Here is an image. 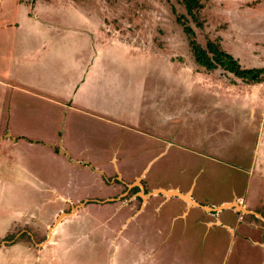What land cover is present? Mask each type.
Returning a JSON list of instances; mask_svg holds the SVG:
<instances>
[{"label": "rangeland", "instance_id": "obj_1", "mask_svg": "<svg viewBox=\"0 0 264 264\" xmlns=\"http://www.w3.org/2000/svg\"><path fill=\"white\" fill-rule=\"evenodd\" d=\"M27 1L31 3L32 0ZM43 1L46 2L40 5L42 13L45 12L43 21L49 23L47 26L59 27L53 45L56 54L46 56L50 59L49 66L35 47L31 33L20 27L11 26V39L16 47L24 40L26 48H16L14 54L9 53L4 58L17 64H22L20 60L36 62L38 68L29 69L31 73L43 71L44 76L48 70L49 80L36 87L40 90L33 84L27 88L34 90L31 92L57 96L60 91L50 89L51 79L68 76L63 72L66 68L70 75H75L77 82L82 81L85 73L83 68L80 70V63L90 53V42L69 26H92L97 34L106 37L113 49L102 53L97 70L93 68L88 72L84 87L78 89L75 105L99 110L100 114L119 122L129 118L135 122L132 113L152 120L154 114L167 107L172 109L173 115L184 109V115L178 118L181 127L173 130L177 135L168 155L174 161L171 173L155 176V180L166 184L176 179L185 186L192 183L193 196L202 204L215 205L243 198L245 209L252 213L241 211L242 219L259 225L264 231V114L261 113L264 72L260 81L250 83L221 66L206 70L196 62L187 35L176 21V16L182 15L202 47H206L207 40H212L237 58L242 67L264 68V0H200L203 7L193 10L194 14H189L179 0ZM8 5L6 0L0 3V26L10 19L4 12ZM22 21V18L16 20V26H21ZM64 37L69 38L68 42ZM115 41L119 44H114ZM21 51H31L32 55L18 54ZM54 67H62L59 74L53 73ZM257 90L260 93L253 95L252 91ZM21 96L26 99L29 111L10 115L11 133L16 131L15 117L21 116L17 128L27 136L17 144L10 141L0 153V230L6 231L7 239L20 228L18 223L23 211H31L38 204L45 205L41 204L43 197L48 199L50 194L52 199L58 196L63 199L84 188L80 183L85 180L80 178L84 174H76L77 170L63 156L42 155L49 151V146H42L40 141L51 143L55 138L44 137L39 129L50 126L54 131L60 126L64 133L70 131L73 140L66 142V134L63 147L69 149L73 157H80L75 154L77 149L83 150L84 144L89 150L93 149L94 139L101 141L109 127L107 122L96 117L81 116L64 108H60L62 112L57 122L50 120V124L43 116L54 109L50 100L42 101L32 94ZM34 102L40 107L37 112H33L38 109ZM36 139L39 141H32ZM177 144L183 145L184 151L176 149ZM175 157H179L178 162ZM170 158L166 160L171 161ZM181 164L187 173H176ZM85 206L91 214L86 228L93 230L89 235L81 233L74 237L73 254L68 256V264H110L113 245L108 241L109 232L103 224L107 219H111L112 224L117 223L122 214L111 217L113 207L109 211L100 210L92 202ZM198 213L204 220L199 227L202 238L197 251L187 250L181 257L169 253L150 264H264V251L259 246H251L244 240L242 243L241 238H230L228 229L217 223L220 220L230 224L232 210L223 209L207 215L199 208ZM206 219L213 224L206 225ZM76 228L82 232V225ZM214 242V249H210ZM26 243L36 248L39 240ZM122 253L119 251V264H125ZM1 255L0 264H9Z\"/></svg>", "mask_w": 264, "mask_h": 264}, {"label": "crops", "instance_id": "obj_2", "mask_svg": "<svg viewBox=\"0 0 264 264\" xmlns=\"http://www.w3.org/2000/svg\"><path fill=\"white\" fill-rule=\"evenodd\" d=\"M6 1L9 5L4 11L5 17L10 19H7L0 26V153L10 141L17 144L27 136L21 128H17L21 116L15 117L14 128L16 131L14 134L11 133L10 115H21L29 111L27 101L22 98L21 94H32L42 101L50 100L54 109L48 115H43L47 117V122L50 120L57 122V117L59 118L62 112L60 108H64L81 116L96 117L97 120L107 122L109 127L108 133L105 137H101V141L94 139L91 144L95 143L93 149L89 150L87 144L83 145V150L82 148L77 149L78 152L75 154L80 157H73L71 151L63 147L66 134V142L70 143L73 140L70 131L64 133V128L61 130L60 126L56 127L54 131L50 126H47L46 129H39V133L44 132V137L55 138V142L51 143L40 141L42 146H49V151L42 152V155L55 153L57 156L58 154L63 156L62 158L72 164L74 170H77L75 171L76 174H84L80 176V178L85 179L83 180L84 183L83 181L80 182L84 188L80 193H72V196H66L63 199L58 196L54 200L55 198L52 199L50 194L48 199H46L47 196L43 197L41 204H45L44 206L38 204L31 211L22 212L21 222L18 223L20 228L15 231L14 236L7 239V236L4 235L6 231L0 230V242H3L0 245V249H2L0 255L2 254V259L5 262L9 261V264H68V256L72 253L74 237L81 233L85 236L89 235L93 230L90 229V231L86 228V221L91 217L85 206L88 202H92L100 210L108 209L109 211L113 207V212L110 213L111 217H115L119 213L122 214L117 223L112 224L111 219H107L106 224H103L109 232L110 240L108 241L113 245L110 264H119V251H123L122 260L125 264H146V262L150 264L151 261L166 257L169 253L175 257H181L187 250L192 253L196 252L199 240L202 238L199 227L202 226L204 220L201 213H198L199 208H202L207 215L209 213L217 214L223 209L232 210V220L228 222L233 224L232 226L220 220L217 223L228 229L230 238H241L242 243L243 240L248 241L251 246H259L264 251L262 227L242 219L241 211L243 212L242 209H245L243 198L242 201L236 198L215 205L202 204L193 196L192 183L185 186L183 182L176 179L172 182L168 180L169 182L166 184L155 180V176L171 173L170 170L173 168L174 161L168 155L177 135L173 134V130L181 127L182 124L179 125L178 122H182L178 118H182L180 116L184 115V109L173 115L172 109L167 107L162 109V112L154 114L156 120H150L147 116L132 113L134 121L139 123L136 124L130 118L124 122H119L100 114L99 110L83 109L81 106L75 105L78 89L80 86L84 87L83 82L87 80L88 72L91 73L93 68L97 70V63L98 60L102 59V53L113 49V45L108 43L106 37L97 34L92 26L86 27V24L76 27L69 26L79 34L86 36L90 42L89 59L86 57L80 63V70L83 68L85 73L83 80L77 82L75 75H70L66 68L63 72L68 76L51 79L50 89L60 91L57 96L31 92L34 90L27 88V86L33 84L36 88L49 80L47 78L48 70L43 76V71L38 73L29 71V69L36 70L38 68L36 62L26 61L24 63L23 60H20L22 64H17L15 62L9 63L4 59L8 57L7 54H14L16 48H26L23 44L24 40L21 41L20 47H16L17 44L11 39V26L20 27L31 33L32 39L36 43L35 47H37L40 55H43L48 66L50 59L46 56L56 54V48L53 45L56 41L55 32L59 30V27L47 26L49 23L43 21L42 16L45 12L42 13L40 6L46 3L43 0H32L31 3L27 0ZM15 16L16 18H13ZM21 18L23 21L20 24L22 25L16 26V20ZM69 27H67L68 30H71ZM63 40L68 42L69 38L64 37ZM121 43L124 45L123 42ZM114 44H119V41H115ZM51 48L53 51H50ZM18 54L31 57L32 52L21 51ZM62 67H54L53 73H58ZM258 92L260 93V90L252 91L253 95H257ZM34 104L38 109L32 108L33 112H37L40 107L37 102ZM251 112H254L253 108H251ZM261 113L264 114V105ZM37 116L40 118V115ZM58 123L60 125V120ZM4 141L6 142L4 143ZM174 147L184 151L183 145L177 144ZM166 158H170L171 161L166 160ZM175 158V162H178L179 157ZM169 165L170 168L168 169L167 166ZM176 173H187L184 172L183 164ZM162 191H176L182 195H188L192 201H188L179 194L166 195ZM231 201L237 202L239 208L228 206L211 210ZM50 205L53 208L49 207ZM147 207L148 210L145 211ZM61 212H65V215L55 222ZM205 221L206 225L211 226L213 224V221L208 219ZM81 225L83 227L82 232H78L75 226ZM37 235L39 238H36ZM21 236L28 238L25 240ZM36 240H39L36 248L26 243V241ZM212 241L210 240V242ZM214 247L215 242L210 249H214Z\"/></svg>", "mask_w": 264, "mask_h": 264}, {"label": "trees", "instance_id": "obj_3", "mask_svg": "<svg viewBox=\"0 0 264 264\" xmlns=\"http://www.w3.org/2000/svg\"><path fill=\"white\" fill-rule=\"evenodd\" d=\"M189 14H194L193 10L203 7L200 0H179ZM176 21L182 25L183 31L187 35L188 44L192 50L196 62L207 70H213L221 66L226 71L232 72L244 82H257L262 78L264 68L242 67L237 58L231 53L223 50L217 42L207 40L206 47H202L195 39L193 28L187 24L182 15L176 16Z\"/></svg>", "mask_w": 264, "mask_h": 264}, {"label": "water", "instance_id": "obj_4", "mask_svg": "<svg viewBox=\"0 0 264 264\" xmlns=\"http://www.w3.org/2000/svg\"><path fill=\"white\" fill-rule=\"evenodd\" d=\"M138 183H139V181H138ZM155 192H160V191H155ZM162 193H164V194H166V195L179 194V195L183 196L185 199H187L188 201H192V200L189 198L188 195H182V194H180V193H178V192H176V191H162ZM81 204H83V203H81ZM81 204H80V205H81ZM228 206L239 208V204H238L237 202H235V201H231V202H229V203L222 204L221 206L216 207V208H213V209H211V210H218V209H220V208L228 207ZM242 210H243V211H246V212H251V211H247L246 209H242ZM253 213H254V212H253ZM64 215H65V212H61V213L59 214V216H58V218L56 219L55 222H57V220H59L60 218H62ZM260 217H261V215H260ZM262 218H263V220H264V217H262Z\"/></svg>", "mask_w": 264, "mask_h": 264}]
</instances>
